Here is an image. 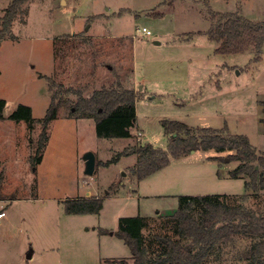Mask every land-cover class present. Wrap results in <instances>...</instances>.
Here are the masks:
<instances>
[{
  "label": "rangeland",
  "instance_id": "374dc122",
  "mask_svg": "<svg viewBox=\"0 0 264 264\" xmlns=\"http://www.w3.org/2000/svg\"><path fill=\"white\" fill-rule=\"evenodd\" d=\"M11 1L0 0V17ZM23 10L0 44V211L6 214L0 264L131 263L115 235L120 218L142 217L146 239L173 236L165 223L179 197L227 195L232 203L246 192L247 179L230 175L237 163L229 162V152L196 151L142 181L130 171L136 156L117 155L139 143L166 149L163 120L226 127L264 150V54L216 55L206 35L208 12L264 23V0H25ZM143 27L151 35L137 32ZM48 78L86 98L117 82L133 90L131 137L97 138L94 121L66 118V106L47 127L40 162L30 159L29 137L35 144L55 91ZM20 105L31 109L30 134L24 122L7 119ZM89 152L95 156L91 177L84 162ZM85 193L103 198L101 211L66 214L62 202ZM248 194L247 206L264 210V193Z\"/></svg>",
  "mask_w": 264,
  "mask_h": 264
},
{
  "label": "trees",
  "instance_id": "16d2710c",
  "mask_svg": "<svg viewBox=\"0 0 264 264\" xmlns=\"http://www.w3.org/2000/svg\"><path fill=\"white\" fill-rule=\"evenodd\" d=\"M25 0H12L0 17V44L12 36L11 27L17 17H24ZM210 27L206 32L210 42L215 43L216 55H239L252 53L258 59L264 54V23L252 22L236 13L208 12ZM50 104L44 119L39 122L41 131L35 144L29 137L30 156L40 162L47 141V127L58 116L59 110L69 107L66 118L91 119L95 134L100 139H128L135 124L133 90L123 88L119 82L114 87H102L89 97L73 88L56 85L47 79ZM76 96L72 104L69 96ZM264 106V102L262 103ZM5 101L0 99V121L4 120ZM14 123L24 122L29 134L34 130L31 109L20 105L7 118ZM264 129V117L260 120ZM167 137L166 149L154 148L149 143L126 147L117 155H135L131 168L137 181H142L167 167L171 160L188 156L191 152L211 151L218 154L229 152V162L237 163L230 171L232 177L245 178V193L234 196L229 202L227 195L182 196L178 198L175 212L169 216L173 236L150 233L143 236L145 220L140 217L120 218L115 235L130 251L131 263L119 264H264V210L247 206L251 198L264 193V150L257 151L248 139L222 129L192 128L179 121H161ZM116 158L104 163L114 162ZM251 194V195H252ZM69 215H95L102 209L103 198L98 196L77 197L62 202ZM156 242L158 248L150 250Z\"/></svg>",
  "mask_w": 264,
  "mask_h": 264
},
{
  "label": "water",
  "instance_id": "95a60500",
  "mask_svg": "<svg viewBox=\"0 0 264 264\" xmlns=\"http://www.w3.org/2000/svg\"><path fill=\"white\" fill-rule=\"evenodd\" d=\"M193 153V152H191ZM225 162L228 161V159L224 160ZM84 162H85V174L89 177H91L95 170V156L93 153L89 152L85 154L84 156ZM30 258V256H28Z\"/></svg>",
  "mask_w": 264,
  "mask_h": 264
},
{
  "label": "built area",
  "instance_id": "2783aa9c",
  "mask_svg": "<svg viewBox=\"0 0 264 264\" xmlns=\"http://www.w3.org/2000/svg\"><path fill=\"white\" fill-rule=\"evenodd\" d=\"M137 32H140L142 33L143 35L145 36H149L151 35L150 32L146 29V28H141L140 30L138 29ZM90 182V181H89ZM92 182V181H91ZM90 182V183H91ZM5 217V212L4 211H0V219L4 218Z\"/></svg>",
  "mask_w": 264,
  "mask_h": 264
},
{
  "label": "crops",
  "instance_id": "0c3cea01",
  "mask_svg": "<svg viewBox=\"0 0 264 264\" xmlns=\"http://www.w3.org/2000/svg\"><path fill=\"white\" fill-rule=\"evenodd\" d=\"M3 121H4V120H2V121H0V122H3ZM86 194H87V193L84 194V197H86V196H85ZM81 197H82V196H81ZM4 212H5V211H4ZM5 215H6V214H5Z\"/></svg>",
  "mask_w": 264,
  "mask_h": 264
}]
</instances>
